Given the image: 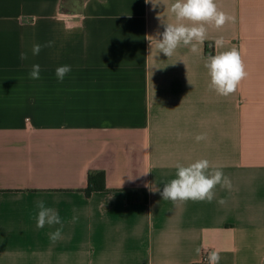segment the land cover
Here are the masks:
<instances>
[{
	"label": "crops",
	"instance_id": "1",
	"mask_svg": "<svg viewBox=\"0 0 264 264\" xmlns=\"http://www.w3.org/2000/svg\"><path fill=\"white\" fill-rule=\"evenodd\" d=\"M174 2L0 0V264H208L207 249L264 264V0H216L233 19L167 57ZM232 49L247 76L222 96L205 65ZM200 159L232 189L163 200L175 165ZM99 171L105 187L87 194ZM41 200L61 218L56 242L60 224L36 226Z\"/></svg>",
	"mask_w": 264,
	"mask_h": 264
},
{
	"label": "clouds",
	"instance_id": "2",
	"mask_svg": "<svg viewBox=\"0 0 264 264\" xmlns=\"http://www.w3.org/2000/svg\"><path fill=\"white\" fill-rule=\"evenodd\" d=\"M101 2L106 3V0H101ZM145 2L151 3L155 8L162 0H145ZM171 12L175 15L176 23L166 22L162 38L158 43L160 52L167 57H172L181 45H191V51L193 53L198 52L197 44L204 43L207 37L206 25H214L219 29L233 19L218 9L216 0H175L171 5ZM53 44L54 41H48L43 45L34 44L32 54L38 55L42 48L51 47ZM223 45L224 41L221 38L209 44V47L219 49ZM20 59H28L27 52H21ZM205 66L209 69L211 76L210 88L222 96L234 93L240 81L247 76L240 54L235 49L220 54H210L209 61ZM71 71V65L59 66L56 69V77L62 82ZM40 73V65L35 64L29 75L32 79H39ZM189 83L193 84L190 79ZM204 139H206V134L196 136L198 142ZM175 167L177 169L175 177L164 185L160 193L163 200H171L173 203H183L189 200L211 203L215 197L217 185L229 191L233 187L230 178L223 173L220 167L211 165L207 159H200L186 166L177 163ZM148 172L146 171L143 174ZM150 190L158 191L159 189L152 187ZM218 203L224 204L226 201L220 199ZM37 207L39 209L36 217L37 228H43L45 225H61V228L50 235V239L56 242L61 238L62 231V221L59 214L52 208L45 207L42 200L37 202ZM196 251L199 254L200 249L198 248ZM207 259L208 264H219L220 254L218 251H210Z\"/></svg>",
	"mask_w": 264,
	"mask_h": 264
},
{
	"label": "trees",
	"instance_id": "3",
	"mask_svg": "<svg viewBox=\"0 0 264 264\" xmlns=\"http://www.w3.org/2000/svg\"><path fill=\"white\" fill-rule=\"evenodd\" d=\"M104 187L103 171L88 174V184L84 188L87 194H90L93 190L103 189Z\"/></svg>",
	"mask_w": 264,
	"mask_h": 264
},
{
	"label": "built area",
	"instance_id": "4",
	"mask_svg": "<svg viewBox=\"0 0 264 264\" xmlns=\"http://www.w3.org/2000/svg\"><path fill=\"white\" fill-rule=\"evenodd\" d=\"M210 252L209 249L205 250V253H204V259L208 261L207 259V256H208V253Z\"/></svg>",
	"mask_w": 264,
	"mask_h": 264
}]
</instances>
